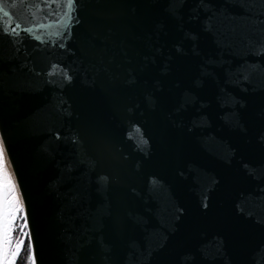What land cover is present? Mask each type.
<instances>
[{
  "label": "water",
  "instance_id": "water-1",
  "mask_svg": "<svg viewBox=\"0 0 264 264\" xmlns=\"http://www.w3.org/2000/svg\"><path fill=\"white\" fill-rule=\"evenodd\" d=\"M67 3L0 0L35 264H264V0Z\"/></svg>",
  "mask_w": 264,
  "mask_h": 264
},
{
  "label": "snow or ice",
  "instance_id": "snow-or-ice-1",
  "mask_svg": "<svg viewBox=\"0 0 264 264\" xmlns=\"http://www.w3.org/2000/svg\"><path fill=\"white\" fill-rule=\"evenodd\" d=\"M79 0H68L67 8L70 10V13L72 11H75L76 5L78 4ZM4 5H0V12L3 13L5 17H8L11 19V13L4 11ZM69 13V14H70ZM75 19L78 21V17H75ZM8 26H4L3 28H0V31L3 32L5 36L10 35H16L19 36V33H17V29L21 28V25L19 23H16L14 26H12V32H9L7 30ZM22 31L29 36H31V33L33 31L32 28L22 29ZM36 40H41L39 36L33 37ZM43 43L44 41L41 40ZM61 47H64L63 44L60 45ZM68 81L71 82L72 77H67ZM60 133L57 132L55 134V139L59 140ZM6 149L10 151V145L7 142V138H0V264H16L17 260V253L21 251V245L23 244V241H21L16 246V250L12 253H8L6 249L7 244V237L10 235L11 232V224L13 219L16 217V214L20 212V206L18 202V195L16 193V182L12 180L11 172L7 169V161L5 152ZM13 161L15 160L14 156L12 157ZM15 168V165H14ZM17 171V180L19 179L18 176V169ZM103 179V178H102ZM23 193V189L21 188V194ZM27 210L25 207L24 210V224L23 228H27ZM26 235V233H23ZM32 260L33 264H35V251L33 249L32 253Z\"/></svg>",
  "mask_w": 264,
  "mask_h": 264
},
{
  "label": "rangeland",
  "instance_id": "rangeland-1",
  "mask_svg": "<svg viewBox=\"0 0 264 264\" xmlns=\"http://www.w3.org/2000/svg\"><path fill=\"white\" fill-rule=\"evenodd\" d=\"M16 193L18 195L20 212L16 214V217L12 221L11 232L10 235L7 237L6 249L10 254L16 250L17 244L23 241V244L21 245V251L17 253V260H16V264H17L19 261L23 262V260L27 258V256H30V258L32 259V255H31L32 249H31V242H30L28 230L27 228L22 227L24 224V214H23L22 203L20 200L18 187H16ZM23 233H26V235Z\"/></svg>",
  "mask_w": 264,
  "mask_h": 264
},
{
  "label": "bare ground",
  "instance_id": "bare-ground-1",
  "mask_svg": "<svg viewBox=\"0 0 264 264\" xmlns=\"http://www.w3.org/2000/svg\"><path fill=\"white\" fill-rule=\"evenodd\" d=\"M0 138H2V137H1V134H0ZM5 156H6V161H7V169H8L9 172H11L12 180H13L14 182H16V187H18V186H17L16 178H15V175H14V172H13V169H12L11 162H10V159H9V157H8V154H7V151L5 152Z\"/></svg>",
  "mask_w": 264,
  "mask_h": 264
},
{
  "label": "trees",
  "instance_id": "trees-1",
  "mask_svg": "<svg viewBox=\"0 0 264 264\" xmlns=\"http://www.w3.org/2000/svg\"><path fill=\"white\" fill-rule=\"evenodd\" d=\"M17 264H33V262L30 256H27V258H25L23 262L19 261Z\"/></svg>",
  "mask_w": 264,
  "mask_h": 264
}]
</instances>
